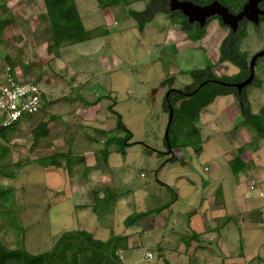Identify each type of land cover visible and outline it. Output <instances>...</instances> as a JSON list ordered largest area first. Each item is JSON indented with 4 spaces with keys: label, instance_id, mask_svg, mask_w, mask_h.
Returning <instances> with one entry per match:
<instances>
[{
    "label": "rangeland",
    "instance_id": "374dc122",
    "mask_svg": "<svg viewBox=\"0 0 264 264\" xmlns=\"http://www.w3.org/2000/svg\"><path fill=\"white\" fill-rule=\"evenodd\" d=\"M190 1L203 4L211 0ZM220 1L234 11H237L243 2V0ZM147 2L148 0H144L132 8L137 11L144 10ZM86 3L88 11L93 15L96 1L86 0ZM118 12L121 13L118 18L120 25L112 30L116 38L113 42L108 39L104 42L102 53H105V56L114 53L120 63L116 64L115 72L114 70L104 72L103 77L99 79L105 91L101 89L98 94L108 96V92L111 93L110 102L114 103L113 109L120 115L124 127L119 128L116 120L117 133L109 141L117 140L113 138L115 136L120 137L117 149L125 153L111 158L110 165L107 163L104 165L106 168L104 172L110 177L109 183H113L112 186H108V193L111 199L117 197L118 200L116 198L110 205L98 203L95 207L84 205L85 203L78 205L76 200L72 199V195L76 190L74 187H77L76 180L86 172L84 164L77 161L73 169L72 154L65 156L68 157L67 168L70 169L71 175L75 174L74 179L69 178L67 172L60 168L45 169L37 166L31 142L39 123L29 124L32 118H37V114L25 117L16 125L4 129L8 132L14 130L15 133L10 134V138L0 139V190L10 188L11 191L10 194L0 196V242L7 248L24 249L30 254L37 255L50 252L56 242L67 233L84 232L91 238L87 249L82 247L81 250H77L79 245H76L73 250L77 251L73 253L66 251L67 259L69 257L71 260L76 254L78 255L76 257L80 258V264H119L115 246L98 248L96 242L120 234L125 228L123 222L127 216L153 210L169 197L174 201L177 198L172 214L179 213L180 220L186 221L200 209L198 202L201 198L206 194H214L219 188L218 194L220 192L224 194V208L222 213L216 212L217 216H222L218 217L216 223H223L226 216H232L233 219L224 228L225 231L219 232L218 229L213 233L211 244L205 240L200 244L203 249L192 252L187 248L173 254L166 248L162 251L164 256L161 257L159 247L153 244L152 240L156 237V242L161 244V240L169 235L171 224L169 223L166 229L154 225L153 222L151 224L149 222L151 218L156 217L150 214V217L138 222L131 242L118 245L124 258L120 263L165 264L164 257L170 255L172 258H167L169 264H214L212 262L224 259L228 253L233 264H264V140L253 133L249 136L247 131L242 133V117L232 108L239 106L234 102L237 101L234 95L216 98L214 102L200 110L198 116L192 115V107H181L186 100L179 99L175 103L168 135L170 151L176 154L177 162L168 165L161 175L156 174L172 154L168 152L165 142L169 114L164 108L163 96L166 87L161 90L163 83L171 82L173 88L187 91L185 85L188 82L193 83L191 73L208 65L211 66V71L219 76L228 71L226 77L230 80L229 83L238 82V74L229 68V61L223 60L220 55V42L227 34V29L218 20H212L206 26L202 39L196 45L191 39L190 42L194 45L188 46L187 34L197 33L198 27L186 23L179 12L170 15L169 18L175 20L172 21V25L164 15L156 16L142 33L133 28L137 25L133 18L128 22L130 26L124 29L122 12L120 10ZM5 20H7L5 26L11 24L10 30L14 32V37L19 36L23 40L24 49L30 48L31 41L36 37L48 38L47 30L52 32L44 0H0V22ZM88 20L91 19L85 18V22ZM100 23L97 17L90 23L86 22V27L94 28ZM5 26L1 25L0 29ZM173 26H180L174 30L175 33L171 35L170 40L176 42L174 45L178 43L179 50H176L174 45L168 46L164 42L166 30ZM241 28L243 34L238 38L235 48L246 58L247 64L250 55L264 49V22L257 27L245 23ZM120 29L122 31L119 33ZM85 34L89 37L91 32L83 35ZM1 35L3 37L5 34ZM72 44L74 42L69 41L66 45ZM22 51L23 53H20L22 62L17 65L19 69L16 68V71L21 73L22 69L24 78L27 76L32 80L34 71L36 72L33 65H37L38 62L35 61L33 54H25V51ZM84 55L88 61L92 60L89 67L94 74V71L99 69V59L94 52H84ZM28 61L31 64H28L27 68L20 67L22 64L26 66ZM75 64L79 68L87 65L81 62ZM0 65L1 73L4 68L2 60ZM263 69L264 57H261L255 67V76L259 84H262L259 86L261 89L257 90L253 85L247 87L245 91L248 94L256 89L251 93V97L255 99L251 106L255 110H261L262 105L264 110ZM14 73L17 74L15 71ZM18 79L21 80L19 77ZM90 85H95L94 79ZM214 89L220 88L218 85L208 84L203 90ZM75 96L76 92L73 93V97ZM44 98L47 101V96L44 95ZM20 124L29 126L23 125L26 130H20L18 129ZM249 125L254 128L250 123ZM96 136L98 137V134ZM125 139L130 140L129 144H126ZM251 140H253L251 146L241 148V143ZM10 141H13V144L9 143ZM64 143L67 144V141ZM75 144L78 145L77 142ZM100 146H94L92 149H100ZM100 153L98 158L105 159L107 154L105 155L104 151L102 153V150ZM242 156H245L244 162ZM60 160L61 163L65 162L63 157ZM208 181L211 184L204 187ZM163 182L172 190L166 186L161 190ZM139 200L142 201L141 205H138ZM160 214L166 221L169 219L170 212L167 208H163ZM213 218L214 214L207 217L210 225L214 221ZM176 231L185 233L187 230L175 229ZM190 234L193 232L185 233L188 237ZM78 237L80 240L83 239L81 235ZM221 237L227 238L230 242L227 251L223 250L222 242L219 241L223 239ZM148 250L154 254L150 260L144 259V254Z\"/></svg>",
    "mask_w": 264,
    "mask_h": 264
},
{
    "label": "crops",
    "instance_id": "0c3cea01",
    "mask_svg": "<svg viewBox=\"0 0 264 264\" xmlns=\"http://www.w3.org/2000/svg\"><path fill=\"white\" fill-rule=\"evenodd\" d=\"M81 1V3H80ZM95 6L93 9V15L88 11V4L86 3V0H74V5L77 11V14L80 18L81 24L83 26V29L85 32L90 31L91 34H89V37H87L86 40L74 43L72 45H63L56 49L52 46V50H49V46H51L53 43H51V40L53 38L52 32L48 31V38L45 39H39V37H36L35 40H32L31 47L24 49V43L21 37L15 36L12 29L10 30L9 25H4L5 27H1L0 29V60H2V64H4V68L2 69V72L0 73V81L3 80L5 70L7 67H10L12 72H16L17 77L21 78V80H30L33 82H36L40 85L42 91L44 92V95L47 96V101L41 110L39 114H37V118H32L29 122L30 123H39V126H43V130H40V135L37 138H33L32 146H33V155L34 159L36 160V165L39 167H43L45 169H50V167L53 166H44L43 164H49L50 162L56 161L60 165V169L64 172L66 171L69 178H73L75 174L71 175L70 169L67 168V158L65 157L68 154H72L73 157L72 163H74L73 169L75 168V162H81L84 164L86 172L83 175H80L79 178L76 180L77 187H74L76 190L74 191V195H72V199L76 200L78 205H84L87 206H93L95 207L98 203H107L111 204L113 201L116 200L117 197L114 199H111L109 193H108V186H112L113 183L110 182V177L108 174L104 172L106 168H104V165L107 163L110 165L111 158L119 157L120 154L125 153V151L117 149V145L120 142V137H113L114 141H109V139L116 135V116L113 112L114 109V103L110 102V92H108L107 95H98L101 89H104V87L101 85L99 79H101L104 72H112V70L115 69L116 64L120 63V60L116 57L114 53H109L108 56H105V53H102V48L105 45L104 42L107 41H114L116 36L115 32L112 31L115 27L120 25V18L121 16L119 14V10L122 12L124 18V29H127L130 26V16L128 15V11L134 10L132 8L135 7L138 3H143L144 0H128L129 4L127 6L114 5V6H104L101 7L98 4V1L95 0ZM45 5V4H44ZM146 8V6L144 5ZM144 8V10H145ZM137 11V12H142ZM46 11V9H45ZM124 12V13H123ZM173 13V12H171ZM164 15L165 18L170 22L172 25V20L169 18L170 15L164 14V13H156L153 17V20L156 16ZM180 15H182L180 13ZM97 17L100 19V24L95 25L94 28L86 27V22L90 23L91 20H96ZM85 18H90L91 20H88L85 22ZM152 20V21H153ZM211 22V21H210ZM209 22V23H210ZM217 22V21H216ZM150 23V22H149ZM147 23L144 26L143 31L145 30L146 26L149 24ZM137 24V23H136ZM218 24V22H217ZM176 25V24H175ZM180 28V26H173L171 28H168L165 32V39L164 42L168 46H173V43L170 40L172 39L171 35L175 33V29ZM133 28H137V25H135ZM183 28V27H182ZM226 28V27H225ZM227 29V28H226ZM122 30H119V33ZM139 31V30H138ZM141 31V33L143 32ZM186 31V30H185ZM113 32V35H112ZM5 34L3 37L1 34ZM187 33V31H186ZM228 33V29H227ZM227 35V34H226ZM225 35V36H226ZM37 36V35H36ZM224 36V37H225ZM187 44L188 46H193L194 44H191L190 40L188 38L187 34ZM202 39V38H201ZM195 41V45L201 40ZM194 42V41H193ZM178 44V43H177ZM175 44L174 48L176 50H179L178 45ZM22 48V49H21ZM24 50L25 54H33V57L35 58V61H37V65H33L34 70V76L31 80L29 77H25V74H23L22 69L27 68L31 64L30 61L26 62L25 64H22L20 66L21 73H18L16 71V68L19 69L17 65L21 64L20 53H23ZM84 52L91 53L94 52L98 53L96 58H98V66L99 69L92 71V68L89 66L92 63V60L88 61L89 59L84 55ZM19 61V62H18ZM75 62H81L86 63L87 65L85 67H77ZM229 68L234 69L236 72V69L233 67L231 62L229 61ZM209 66V65H208ZM206 68V67H205ZM203 68V69H205ZM1 69V65H0ZM198 69V70H203ZM229 69V70H230ZM196 70V71H198ZM261 70V69H260ZM264 70V69H263ZM115 72V70H114ZM259 74V73H258ZM257 75V74H256ZM23 76V78H22ZM191 77V76H190ZM95 80V85L91 86L90 83L92 80ZM165 81V80H164ZM192 81V78H191ZM189 83V82H188ZM188 83L186 85H188ZM191 84V83H190ZM171 82H164L161 90H164V87L166 89L168 88ZM185 85V86H186ZM262 84H257L256 88L257 90H260ZM165 89V90H166ZM255 89V90H256ZM253 90V91H255ZM105 91V89H104ZM252 91V92H253ZM76 92V96L73 97V93ZM246 93L247 99L250 105V111L253 115H258L260 122L263 124L264 119V110L263 105L261 107V110H255L252 109V106L255 102V99L251 97V93ZM258 92V91H257ZM254 94V93H253ZM259 94V92H258ZM261 96V95H260ZM164 97V96H163ZM220 96H217L218 98ZM107 98V99H106ZM215 98V99H216ZM232 98V97H231ZM213 100V102L215 101ZM233 99V98H232ZM164 102V101H163ZM236 104L237 101L234 100ZM234 104V105H236ZM112 107V110L110 108ZM235 107V108H234ZM239 107V106H238ZM237 106H233V110H235V113L237 115H241L240 107L238 109ZM237 108V112H236ZM105 109L107 111H105ZM260 109V108H259ZM258 111V114H256ZM230 108L228 107L227 113L229 114ZM120 116V115H119ZM33 120V121H32ZM32 121V122H31ZM242 133L247 131L246 133H249V136L253 134H256V137L261 138V140H264V136H260L254 128H252L249 125V122H247L242 117ZM29 124H20L18 126V129L20 130H26L23 128L24 126L28 127ZM24 125V126H23ZM264 126V124H263ZM23 128V129H22ZM91 128V129H90ZM252 132H251V131ZM44 132V134H43ZM14 130L8 132V131H2V137L1 140L10 138V134H14ZM79 134V136H78ZM98 134V137L96 136ZM69 138V140H67ZM67 141V144L64 142ZM130 140L126 141V144H129ZM253 140L245 141L241 143V148H247L249 145L251 146ZM63 142V144H62ZM77 142L78 145L75 143ZM13 144V141L9 142ZM100 146V149L105 152L106 155L105 159H99L98 155H100L101 150L99 148H94V146L98 147ZM66 146V151L65 150ZM258 147V146H257ZM31 148V147H30ZM105 148V149H102ZM110 148H112L110 150ZM26 151V150H25ZM76 151V152H75ZM75 152V153H73ZM78 152V153H77ZM82 153V155H78L79 153ZM169 153H172L168 158L169 161H165L162 166L158 169L157 175H161L167 168L168 165H174L177 162V156L173 151L171 152L170 149L168 151ZM76 155V156H75ZM97 155V156H96ZM63 157L64 163H61L60 158ZM245 156H242V162L245 160L243 159ZM172 158V159H171ZM80 159V160H79ZM71 162V161H70ZM55 169H59L57 167H54ZM142 175V174H141ZM162 182V181H161ZM164 186H160V189H165V186L172 188L165 182H163ZM206 185L204 187L209 186L211 183L208 181L205 183ZM148 186V185H146ZM253 188V187H252ZM251 189V188H250ZM219 188L215 191L213 194H206L201 200L198 202L200 209H198L196 212H194L190 218L185 220H180V214H172V208L175 206L177 202L176 200H171V198H167L166 200L162 201L158 205L154 207L153 210H150L148 212H137L134 215H129L124 220V226L123 231L120 234L110 236L107 240H99L100 242H110V246L116 247V256L120 262L124 260L122 256V252L118 245L121 243H128L132 241L134 230L138 226V222L143 221V219H146L147 217L154 216L156 219L151 218L149 221L151 224L152 222L154 225H158L160 227H166L168 224H171V230L169 232V235L164 237L161 240V244L156 242V237L152 240L153 244H157L159 247V252H161V257L164 256L162 253L163 250L169 249V251L173 254L174 252H180L183 250H190V251H196L197 249H203L200 245L201 243L205 242V240L211 244L213 242V236L214 232L220 229L219 232L225 231V227L232 221V216L228 217L226 216V220H224L223 223H216L218 220L216 212L222 213V209L224 208L223 203V197L224 194L220 192L218 194ZM252 190V189H251ZM116 196V194L114 195ZM113 196V197H114ZM118 200V198H117ZM171 200V201H170ZM142 201L139 200L138 205H141ZM76 206V205H74ZM205 207V208H204ZM166 209L170 212L169 219L166 221L163 216L161 217L160 211L162 209ZM112 214H115L112 212ZM139 214H144L142 217L136 218L135 216ZM214 214V221L211 222L212 225L209 224L207 217ZM113 216L111 215V218ZM137 225V226H136ZM102 228V227H101ZM175 229L184 231L193 232V234H190V237L185 235V233H177L175 232ZM175 235V237H174ZM223 239H219L220 242H222L223 250L227 251L230 245V242L227 241V238L221 237ZM97 240V239H96ZM187 243V244H186ZM186 244V245H185ZM119 248V249H118ZM118 250V251H117ZM148 252H151L148 250ZM147 253V252H146ZM230 254L227 253L226 256H224V259L217 260L216 262H212L214 264H233V260ZM154 256V254H153ZM223 256V255H222ZM171 259L172 257L170 255H167L164 257L165 264H169L170 261L167 259ZM144 259L145 254H144ZM148 260V259H146ZM252 262V260H251Z\"/></svg>",
    "mask_w": 264,
    "mask_h": 264
},
{
    "label": "trees",
    "instance_id": "16d2710c",
    "mask_svg": "<svg viewBox=\"0 0 264 264\" xmlns=\"http://www.w3.org/2000/svg\"><path fill=\"white\" fill-rule=\"evenodd\" d=\"M97 1L101 7L114 6V5H119V4H121L122 6H127V4H129L128 0H97ZM44 4H45V9H46L47 19L50 23V27L54 34L53 44L49 46V50H52V46L58 49L59 47L67 44L69 41L78 43L86 39L87 34L83 35L86 32L84 31L80 18L77 14V11L74 5V0H44ZM167 7H168V0H148L144 11L137 12V11L130 10L128 11V15L131 18L135 19V21L137 22V29L141 32L143 31L144 26L153 20V17L156 13H164V14L171 15L172 13ZM213 19H218V18H211L207 20L206 26ZM172 21H175V20L172 19ZM219 22L221 23L220 20ZM5 23H7V20L0 22V26L5 25ZM206 26L203 29H200L197 26L198 27L197 33H194L192 35L188 34V38L192 39L193 41H198L204 35ZM242 34H243V31L239 32L237 34V38L235 40H232L229 44H227L228 39L225 40L221 46V51H220L221 58L223 60H228L241 69L240 73L238 74L239 80H242L247 74V72H245L246 58L243 57V55L239 53L235 48V44L238 38L242 36ZM191 77L193 78V84L191 85V87L189 86L186 88L187 91L198 87L202 83H205V85H203L202 87L199 86L200 89L195 94H193L194 96L190 100H186L187 102H183V104H181V107L183 106L192 107V111H193L192 115L198 116V112L206 108L208 105H210L217 96H227V95L232 94L234 95L235 99L239 103L240 112H241L242 117L254 127V129L260 136H264V126L260 122L259 116L253 115L250 111V105H249L246 92H245L246 89L239 92L235 88L223 87V86L218 85L220 88L218 90H215V89L210 90V91L203 90L204 88L207 87L208 84H214V82L210 81L211 79L217 78L212 73L210 65L207 66L203 70L192 72ZM221 80L228 82V83L230 82V80L227 77H224ZM172 94H177V95H175L174 99L170 97V99H168V101L164 103V108L167 113H168V104L171 105L172 110L174 112L173 107L175 103L177 102V100L184 98L186 96L184 94H179L174 91L172 92ZM193 98H196V99L193 100ZM110 110H112V107L110 108ZM113 113L116 116V120H117L119 128L124 129L121 123V117L119 116V114H117L116 112H113ZM12 126H9V127H12ZM9 127L0 128V138L2 137V131H4V129H7ZM38 127L39 128H37V130L33 133V138H37L40 135V130L41 129L43 130L42 125ZM170 127L171 125L169 126V131H170ZM125 140H129V139H125ZM165 142H166L167 148L169 147L168 149H170L169 135H168V141H166L165 139ZM169 160L170 159H168L167 161ZM43 165L60 168L59 166L60 164L57 163L56 161L50 162L49 164H43ZM10 193H11L10 188L0 190V196L7 195ZM143 215L144 214H139L135 216V219L142 217ZM78 235L83 236V239L80 240ZM85 237H87V239ZM71 239L72 240L74 239L76 241L74 240L70 241ZM90 241H91V238L87 233L77 232L76 234V233L70 232L62 236L56 242V244L53 246L50 252H45V253H41L37 255L30 254L24 249L7 248L0 242V264H80L79 262L80 258L76 257L78 255L74 254V256L71 257V260H69V257L67 259L68 254H66V251L68 252L72 251L73 253L82 247L84 249H87V245ZM109 243L110 242H100V241L96 242V244L99 246L98 248L108 247L110 246ZM76 245H79V248L77 250H73V248ZM59 251H61L62 253Z\"/></svg>",
    "mask_w": 264,
    "mask_h": 264
},
{
    "label": "water",
    "instance_id": "95a60500",
    "mask_svg": "<svg viewBox=\"0 0 264 264\" xmlns=\"http://www.w3.org/2000/svg\"><path fill=\"white\" fill-rule=\"evenodd\" d=\"M264 0H247L243 5L241 11L233 14L229 9L223 6L219 1L214 0L212 3L207 5L196 4L190 0H170L169 10L170 12H180L189 24L197 23L200 29L206 26L207 20L211 18H219L221 23L228 27L233 33L237 31L239 23L245 19L253 24L257 25L259 23V17H264V11L260 10L258 4ZM264 56V50L256 53L250 61V72L247 79L244 81L227 84L220 81H215V83L226 85L237 89L241 92L245 87L249 86L254 79V67L256 60ZM205 85L202 83L200 87ZM168 125L165 133L166 141H168V131L169 126L173 120V110L170 104H168ZM169 148V147H168Z\"/></svg>",
    "mask_w": 264,
    "mask_h": 264
},
{
    "label": "built area",
    "instance_id": "2783aa9c",
    "mask_svg": "<svg viewBox=\"0 0 264 264\" xmlns=\"http://www.w3.org/2000/svg\"><path fill=\"white\" fill-rule=\"evenodd\" d=\"M0 81V128L12 126L28 116L38 114L46 101L40 85L30 80H20L8 67ZM252 189V187H251ZM151 252L145 253L150 260Z\"/></svg>",
    "mask_w": 264,
    "mask_h": 264
},
{
    "label": "flooded vegetation",
    "instance_id": "af4514ba",
    "mask_svg": "<svg viewBox=\"0 0 264 264\" xmlns=\"http://www.w3.org/2000/svg\"><path fill=\"white\" fill-rule=\"evenodd\" d=\"M169 1L170 0H168V4H169ZM214 0H211L210 2H208V3H203V4H200V5H207V4H210V3H212ZM217 1H219L223 6H225V7H227L228 9H229V11L230 12H232L233 14H236V13H238L239 11H241V9H242V7H243V5L247 2V0H243V2L241 3V5L239 6V8H238V10L237 11H234V10H232L229 6H227V5H225L224 3H222V1H220V0H217ZM258 7H259V9L260 10H262V11H264V1H262V2H260L259 4H258ZM168 8H169V6H168ZM180 13V12H179ZM183 16V15H182ZM184 17V16H183ZM185 18V17H184ZM186 19V18H185ZM213 20H220L219 18L218 19H213ZM186 21H187V19H186ZM262 22H264V17L263 16H260L259 17V23L257 24V25H255V24H253L252 22H249V21H247V20H245V19H243L240 23H239V26H238V29H237V31L236 32H232L228 27H226V26H224V27H226L227 29H228V33H227V35L221 40V42H220V46H219V50L221 51V46H222V44H223V42L225 41V40H227L228 39V43L227 44H229L232 40H235L236 38H237V34L239 33V32H242V25L243 24H250V25H252L253 27H257V26H259ZM192 25H195V26H198V24L197 23H194V24H192ZM199 27V26H198ZM228 47V46H227ZM264 50V49H263ZM260 51H262V50H259L258 52H260ZM258 52H255L254 54H252V55H250V57H249V60H248V63L246 64L245 63V72H247V74H246V76L242 79V80H239L238 82H241V81H244L245 79H247V77L249 76V72H250V61H251V59H252V57L256 54V53H258ZM221 55V54H220ZM264 57V56H263ZM257 61H258V59L256 60V64H255V67L257 66ZM231 64L233 65V67L236 69V74H239L240 73V71H241V69L238 67V66H236V65H234L232 62H231ZM255 67H254V79H253V81H252V83L249 85V86H255V85H257V84H259V82H258V80H257V78H256V76H255ZM213 73V72H212ZM227 73H228V71H227ZM227 73L225 74H223V75H216V73L214 74L217 78L216 79H211L210 81H212V82H214V84L215 85H220V86H223V87H230V86H226V85H221V84H218V83H215V81H220V82H223V83H227V84H234V83H228V82H225V81H223V80H221L222 78H224V77H226L227 76ZM192 78V77H191ZM192 81H193V78H192ZM256 81V82H255ZM238 82H236V83H238ZM193 83H191V84H188V85H186L185 86V89L187 88V87H191V85H192ZM200 86V85H199ZM196 87V88H193L192 90H188V91H183V90H180V89H176V88H173L171 85H169L168 86V88L166 89V91H165V93H164V97H163V101H164V103H166V101H168V99H170V97L172 98V99H174V97H175V95H177V94H172V92L174 91V92H177V93H179V94H184V95H186L184 98H181V99H183V100H190L194 95L193 94H195L199 89H200V87ZM249 86H247V87H249ZM247 87H245L244 89H247ZM231 88H233V87H231ZM243 89V90H244ZM237 90V89H236ZM242 90V91H243ZM179 100V101H182V100ZM177 100V101H178Z\"/></svg>",
    "mask_w": 264,
    "mask_h": 264
}]
</instances>
